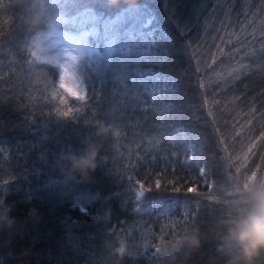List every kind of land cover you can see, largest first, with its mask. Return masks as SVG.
Instances as JSON below:
<instances>
[{"label": "trees", "instance_id": "trees-1", "mask_svg": "<svg viewBox=\"0 0 264 264\" xmlns=\"http://www.w3.org/2000/svg\"><path fill=\"white\" fill-rule=\"evenodd\" d=\"M4 2L14 5L7 10L0 9V25L4 26L5 31L11 29L8 39L0 40V49L7 53L2 61L5 67L0 70L8 76L10 73L7 65L17 58L14 47L16 40L21 33L27 39L25 28L28 31L34 29L38 34L62 25L59 13L50 14L46 0ZM37 2L38 14L32 7ZM123 2L131 7L138 0ZM148 2L158 14L160 23L171 31L165 8L172 5L167 4V0ZM109 3L113 4L111 0ZM17 16L23 19V24L16 19ZM177 40L178 47L183 48L184 42L179 38ZM160 49L162 53L167 51V45L161 43ZM194 65L195 61H189L187 51H173L166 64L150 65L154 71L165 73L175 84V88L163 101L167 111L141 112L135 119L127 121V127L117 119L116 123L120 126L109 125V131L103 133L99 140L95 133L90 132V128L95 126L101 108L106 119H113L111 108L115 101H102L98 108L82 109L80 116L84 123L79 127L84 130V135L79 140H72L71 128L57 126L55 123L48 125L45 144L55 145L58 139L61 148L66 140L70 141L69 147H74L71 152H62L55 157L57 169L70 183L104 194L103 200L90 205L88 216L74 209L71 199L57 203V197H50L44 191V176L41 173H47L50 157L42 154L39 149L30 152L28 148H24L25 155L21 158L18 151V147L24 143L20 138L21 132L17 128L5 127L2 134L4 143L0 145L8 153L7 156H0V182L9 180V184L2 189L3 209L0 211V216L3 217L0 223V257L4 264H225L217 249L226 230L228 209L239 198L235 189L246 177H264V162L260 159L262 150L257 149L256 155L244 161L245 167L237 172L236 167L230 166L232 162L225 159L228 153L223 150L218 138L227 137L231 142L232 128L226 125H231L233 117L241 112H247L246 105L253 98H256L255 106L260 107V101L264 100V97L259 96L264 77L255 74L239 82L227 98L213 96V88L209 86L208 96L205 97V90L199 87V74L194 71ZM21 79H24V86H27L28 80L23 73ZM53 79H56L54 71L47 77L36 71L31 78L32 87L47 92ZM88 83L90 89L95 86L97 91H101L98 82L90 80ZM204 83L211 85L212 81ZM11 86V82L0 83V90H7ZM158 87L172 88V84L165 81ZM103 95L101 92L102 97ZM235 95L245 99L239 104H230L229 101ZM206 99L222 102L215 105L206 103ZM92 103L96 104L97 101ZM105 104L109 106L105 107ZM44 112L47 117L48 108ZM209 112L214 115H208ZM36 115L39 116L38 111ZM140 116H145L147 122L141 120ZM157 118L171 126L170 130H166L167 135H155L158 126L154 127V124ZM20 119L22 117H17L16 112L9 114L5 109L6 122L17 124ZM104 123L101 120V124ZM137 123L143 128V132L140 128H133ZM217 128L221 131L217 132ZM133 131L137 136H133ZM254 134L258 135V126ZM141 137L145 142L148 140L157 145V151L152 153L157 159L149 156L147 160L140 162L144 166L137 170L141 176L149 171L155 176L156 171H159L164 179L159 188L155 187L154 180L149 182L146 187L151 188V191L146 192L137 203L127 179L128 175L134 173L126 169L130 153L138 152ZM134 139L136 143H133ZM24 140L31 143L29 135H25ZM92 148L99 150L98 168L90 174L89 181L79 182V173L75 180L72 179V174L67 171L71 164L67 160L63 170L59 166L61 158H79ZM114 148L118 151H114ZM52 150L53 148L47 149L49 152ZM101 156L105 157L103 172L99 164ZM133 163H136L135 159ZM236 163L238 166L239 162ZM205 165L208 168L206 177L201 176L198 171ZM188 188H195L196 191L189 192ZM32 213L36 215L33 216ZM68 218L79 222L75 232V235L83 237L79 242L82 243L79 250L65 247L61 243L65 220ZM194 235L200 241L198 248L188 243V238ZM121 245L131 255L117 253L116 249ZM156 247L161 248L160 253H155ZM256 264H264V256Z\"/></svg>", "mask_w": 264, "mask_h": 264}, {"label": "snow or ice", "instance_id": "snow-or-ice-1", "mask_svg": "<svg viewBox=\"0 0 264 264\" xmlns=\"http://www.w3.org/2000/svg\"><path fill=\"white\" fill-rule=\"evenodd\" d=\"M46 4L51 15L59 13L62 27L47 32L43 37L34 29L28 31L25 28L27 39L24 33L19 35L14 45L17 58L7 65L10 74L5 76L0 70V83L12 84L7 90H0V145L4 143L2 134L5 127L19 129L20 138L24 141L18 147L21 158L25 155L24 148L30 152L39 149L50 157L47 173H41L44 176V191L50 197H57V203L71 199L72 207L84 216L90 215V205L103 200L104 194L70 183L57 169L55 157L62 152H71L74 147H69L70 141L66 140L61 148L58 139L55 145L45 144L49 124L71 128L72 140H79L84 135V130L79 127L84 123L80 116L82 109L98 108L102 101H115L111 108L113 119H106L101 108L95 126L90 128V132L95 133L99 140L103 133L109 131V125L120 126L116 123L117 119L127 127V121L135 119L141 112L167 111L163 101L175 84L165 73L154 71L149 66L166 64L173 51H187L189 61H195L194 71L199 74V87L205 90V97L208 96L209 86L213 88V96L227 98L239 82L255 74L264 77V0H167V4L172 5L165 8L171 31L160 23L158 14L148 10L152 7L148 0H138L134 10L123 0L117 4H111L109 0H46ZM13 7L11 2L0 0V9ZM32 7L38 14L39 2ZM16 19L24 23L20 16ZM10 31H5L4 26L0 25V40H7ZM177 38L184 42L183 48L178 47ZM161 43L167 45V51L163 53ZM6 55L0 49V69L5 67L2 61ZM36 71L46 77L53 71L56 73V79L50 81L49 91L32 87L31 78ZM22 73L28 80L27 86L21 79ZM90 80L98 82L101 91H97L95 86L90 89ZM165 81L172 84V88L158 87ZM204 81H212V84L206 85ZM101 92L104 93L103 97ZM259 96L264 97V85H261ZM244 99L235 95L229 103L239 104ZM92 101L97 103L93 104ZM209 102L220 105L222 101L206 99V103ZM255 103L256 98H253L246 105L247 112H241L233 117L231 125H226L232 128L231 142L227 137L218 138L223 150L228 153L225 159L232 162L230 166L236 167L237 172L245 167L244 161L256 155L257 149L262 150L260 159L264 162V100L260 101L259 108ZM108 106L105 104V107ZM45 108H48L47 117ZM5 109L9 114L16 112L17 117H22L20 122H6ZM37 111L39 116L36 115ZM208 115L214 114L209 112ZM140 119L147 122L145 116H140ZM101 120L105 123L101 124ZM257 126L258 135L254 134ZM154 127H157L155 135H167L166 130H170L171 126L157 118ZM133 128H140L143 132L139 123ZM220 131L217 128V132ZM132 134L137 136L135 131ZM25 135L31 137V143L24 140ZM133 143H136L135 139ZM48 148L53 150L49 152ZM114 151L118 150L114 148ZM155 151L157 145L148 140L145 142L141 137L138 152L130 153L128 157L126 170L134 174L128 175L127 179L137 203L146 192L151 191L146 187L149 182L154 180L155 187L159 188L164 179L159 171L155 176L152 171L141 176L137 170L144 166L140 162L149 156L157 159L152 155ZM7 155V150L0 147V156ZM133 159L136 163H133ZM104 161L105 157L101 156V172ZM236 162H239L238 166ZM198 171L206 177L207 165ZM7 184V179L0 182V211L3 209L2 189ZM187 190L196 191L195 188ZM208 195L211 196V193ZM2 221L3 217L0 216V223ZM78 227V221L71 218L65 220L61 240L65 247L75 250L82 247L79 242L83 237L75 235ZM160 251L161 248H155V253ZM116 252L131 255L123 245ZM0 264H4L2 257Z\"/></svg>", "mask_w": 264, "mask_h": 264}, {"label": "clouds", "instance_id": "clouds-1", "mask_svg": "<svg viewBox=\"0 0 264 264\" xmlns=\"http://www.w3.org/2000/svg\"><path fill=\"white\" fill-rule=\"evenodd\" d=\"M113 4L120 0H111ZM99 150L92 148L79 158L70 156L58 161L63 170L65 160L71 164L67 169L79 182L90 180V174L97 168ZM235 191L239 198L231 203L228 209L226 230L221 237L218 252L225 260V264H256L264 256V177H246L240 181ZM188 243L194 248L200 246L197 236L188 238Z\"/></svg>", "mask_w": 264, "mask_h": 264}, {"label": "rangeland", "instance_id": "rangeland-1", "mask_svg": "<svg viewBox=\"0 0 264 264\" xmlns=\"http://www.w3.org/2000/svg\"><path fill=\"white\" fill-rule=\"evenodd\" d=\"M136 6V5H135ZM135 6H131L130 8L131 9H135ZM150 12H154V10L152 9V8H149L148 9ZM155 13V12H154ZM158 19H159V17H158ZM160 21V20H159ZM54 30H56V28H53V29H50V30H48V31H43V32H40V33H38L39 35H41L42 37L43 36H45L46 34H47V32H49V31H54ZM237 193V192H236Z\"/></svg>", "mask_w": 264, "mask_h": 264}]
</instances>
